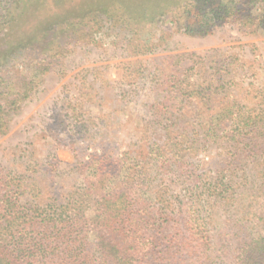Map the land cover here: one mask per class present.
<instances>
[{"label": "trees", "instance_id": "16d2710c", "mask_svg": "<svg viewBox=\"0 0 264 264\" xmlns=\"http://www.w3.org/2000/svg\"><path fill=\"white\" fill-rule=\"evenodd\" d=\"M54 1L0 0V72L21 56L36 61L35 67L44 61L47 70L50 61L37 51L48 54L56 39L47 56L63 54L62 37H89L100 17L132 28L129 43L136 53L152 46L139 39L145 24L164 16L192 34L229 18L264 31V0H59L58 8ZM86 21L93 23L84 27ZM164 79L161 84L173 88L169 101L165 96L154 102L162 137L148 143L145 153L77 156L66 172L73 183L61 199L43 197L35 162L21 171H0V264H218L215 251L229 240L216 241L220 222L234 217L238 231V216L251 223L264 207V102L208 106L198 113L204 124L190 127L178 114L192 99L209 102L219 95L217 86L178 71H167ZM31 83L15 74L0 80V135ZM79 116L70 117L78 132L88 128ZM209 144L220 146L222 158L197 173L193 165L201 161L191 159ZM50 165L56 170L58 163ZM175 182L183 192L175 191ZM229 230L222 228L227 235ZM236 235L230 240L233 262L264 264V233L242 229Z\"/></svg>", "mask_w": 264, "mask_h": 264}, {"label": "rangeland", "instance_id": "374dc122", "mask_svg": "<svg viewBox=\"0 0 264 264\" xmlns=\"http://www.w3.org/2000/svg\"><path fill=\"white\" fill-rule=\"evenodd\" d=\"M60 5L61 1H54L55 8ZM169 20V16H164L145 24L139 39L152 46L141 53L130 47L134 38L132 28L100 17L89 37H62L63 54L47 56L53 53L56 39L48 54L37 51L42 53L40 58L50 61L47 70H43L44 61H37L35 67L36 61L27 57L23 60L22 56L5 64L0 80L15 74L31 78L33 83L25 86L28 94L9 112L7 130L0 135V171H21L35 162L43 197L61 199L73 183L66 172L74 166L77 156L83 160L94 153L116 157L129 149L145 153L148 143L162 137L154 104L165 96V103L170 100L172 83L161 84L166 81L167 71H178L182 78L197 81L209 78L217 86L219 95L209 102L192 99L178 114L190 127L204 124L206 117H199L198 113H207L208 106L264 102L263 30H252L229 18L216 20L206 33L192 34L181 25L175 28ZM92 23L86 21L83 26ZM31 69L36 70L30 73ZM81 98L83 105L79 102ZM73 115H80L84 119L80 126L88 128L78 132L76 123L70 119ZM220 151L216 144L196 151L191 159L195 163L201 161L193 165L196 172L217 167L222 158ZM51 161L58 163L56 170ZM173 184L176 192H183V186ZM238 217L237 224L242 223L240 230H234L237 225L232 224L236 222L233 217L230 222H220L222 228L231 226L229 235L222 228L213 231L218 235L217 242L229 239L227 246L224 243L215 251L218 264H235L230 240L242 229L264 233V207L251 218V223ZM173 264L197 263L183 260Z\"/></svg>", "mask_w": 264, "mask_h": 264}]
</instances>
